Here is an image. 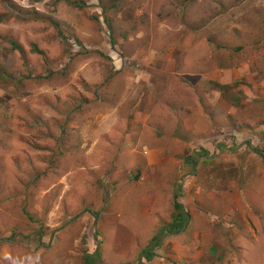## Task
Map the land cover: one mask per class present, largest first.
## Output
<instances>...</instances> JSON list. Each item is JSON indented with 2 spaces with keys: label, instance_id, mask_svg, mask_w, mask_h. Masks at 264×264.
Wrapping results in <instances>:
<instances>
[{
  "label": "rangeland",
  "instance_id": "rangeland-1",
  "mask_svg": "<svg viewBox=\"0 0 264 264\" xmlns=\"http://www.w3.org/2000/svg\"><path fill=\"white\" fill-rule=\"evenodd\" d=\"M239 4L246 7L238 9ZM211 43L223 48L220 56L211 51L201 54ZM162 44L179 50L178 65L190 69L191 74L186 76L190 81L198 70H215L216 65L226 71L238 67L241 72L237 81L220 88L224 107L215 112V106L204 105L212 111L208 113L212 123H219V115H226L229 120V127L218 134V140L223 143L216 144L214 137L203 139L197 131L189 138L177 136L175 140L181 120H176L175 128L172 124L171 129H164L167 137H158L173 161L193 163L191 183L194 184L190 190L194 194L193 211L205 210L201 207L203 198L207 203L211 196L214 200L224 196L222 213L211 209L208 212L212 215L206 216L215 232L198 234L195 238L199 245L211 249L213 260L198 255L187 263L233 264L230 260L233 255L244 254L247 264H264V237L256 249L245 248L241 252L229 249L227 253L223 248L218 247V253L215 249L217 237H230L232 230L245 231L246 226L247 232L256 235L264 232V0H0V204H6L9 211L18 214L16 218L0 216V264H177L178 259H171L159 250L163 248L165 235H169L163 230L175 221L174 212L178 211L173 209L176 201L173 194L182 185L174 179L163 189L162 202L158 204L162 212L157 221L158 225L161 222L159 229L143 225L134 238L123 242L122 247L127 246L124 257L117 253L112 228L104 221L99 230L95 227L97 232L82 231L76 248H56L51 243L43 246L39 241L37 247L29 246L27 236L33 233L39 240L46 219L45 215L37 217L32 212L31 205L40 203L41 199L34 198L35 190L37 195V190L47 185H42L38 176H32L31 168V174L27 175L26 159L21 155L32 148L33 157L42 154L44 171L51 167L55 173L72 163L83 165L79 148H86L89 142L78 136L73 121L81 118L82 124L86 120L85 115L75 113L81 106L88 114L95 106L87 105L86 94L91 92L92 98H99L105 94L104 82H110L107 76L116 73L114 66L122 65L121 71L132 68L135 72L139 69L135 62L142 58L136 57L137 52L150 45L161 49ZM208 82L211 86L213 80ZM118 94L116 89L112 96ZM212 96L210 100L215 102V95ZM64 97L70 98L68 104L62 101ZM54 105L57 106L51 109ZM117 120L122 121L118 126H127V117L117 116ZM159 121L163 125L168 120ZM42 135L53 141V152L44 145ZM116 141L120 150L123 136ZM29 158L28 163H32L33 158ZM115 183L108 184L115 191L113 196H124V189L130 185L116 188ZM96 184V180L88 182L93 206L101 197L111 198L110 191ZM26 187L29 204L24 203L25 198L20 199L21 193L15 192H24ZM136 193L133 188L127 203L135 200ZM56 201L52 193L44 195L45 213ZM90 203L87 201L79 213L88 211L86 207ZM108 204L109 201L103 203ZM225 207L229 210L225 211ZM243 209L247 215L240 216ZM57 212L61 213V221L64 220L59 224H64L66 231L75 229L76 226L65 224L72 218L63 214L62 207ZM136 213L135 205L130 207L129 215ZM59 224L54 221L51 226ZM221 227L224 228L217 232ZM85 228L90 229L89 224L83 225L82 229ZM55 229H49L51 239ZM16 231L21 238H17ZM153 236L160 238L153 259L139 260V253L153 243ZM14 240H19L20 245L13 247ZM171 247L168 244L165 253ZM66 257L70 259L68 262Z\"/></svg>",
  "mask_w": 264,
  "mask_h": 264
},
{
  "label": "crops",
  "instance_id": "crops-1",
  "mask_svg": "<svg viewBox=\"0 0 264 264\" xmlns=\"http://www.w3.org/2000/svg\"><path fill=\"white\" fill-rule=\"evenodd\" d=\"M245 7L246 4L238 5V9ZM237 12L239 13L240 11ZM150 46V48L148 46L146 49L137 52L136 57H142L139 62H135L139 68L138 70L133 72L132 68H126L121 71L122 65L114 66L113 69L116 73L107 76L110 77V82L106 81L102 85L104 86L102 88L105 90V94L100 92L101 96L97 99L92 98L91 92L86 94L88 97L87 105L92 106L95 104L89 114L83 106H81V110L75 112L79 113L81 117L85 115L86 118L82 124L81 118L78 121L75 119L73 121V127H76L79 131L78 136L85 137L88 140L84 142H89L86 148H79L82 153L83 165H73L72 163L56 173L51 167L44 171L42 154L33 157L32 152L34 151L32 148L26 153H21V155L24 154L23 156H25L24 160L26 159L27 175L31 174L29 171L31 168L32 176H35V178L38 176L40 183L47 185L46 188L38 189L37 195L35 190L34 198L41 197V199L40 203L31 205L32 212L37 217L45 215L46 219L41 225L39 240L36 239L33 233L30 237L27 236L30 238L28 241L29 246L35 248L38 246L37 242L39 241L43 246L51 243L56 248H76L80 243V233L82 231L97 232L95 227L98 229L102 221H104L108 222V227L112 228L114 233L113 245L117 253L120 257L122 253L124 257V249L127 246L123 245L122 247L123 242L125 240L129 242V239L134 238V234L140 231L143 225L150 227V229L153 227H157V230L159 229L161 222L158 225L157 221L162 212L158 209V204L162 202L163 189L168 184H172L174 179L175 181L179 180L182 189H178L179 191L174 193L173 196H176V201L179 200L178 202L182 205L183 211L188 212V214L183 227L184 231L181 230L178 235L166 233L169 235H165L163 248L159 249L160 253L170 256L171 259H178L180 262L176 261L177 264L182 263L181 261L187 263V260L191 263L198 255L200 258L213 260L211 249L207 245H199V240L195 238L198 237V234L205 236L215 232L212 223L207 218L212 215L208 210L212 209L222 213L224 210L223 204L225 203L224 196L216 200L211 196L207 203H205L203 198L201 207L205 210L193 211L194 194L192 195L190 192L194 184L191 183L194 180L193 163L189 161H173L169 155H166L167 148L163 146L158 137H167L164 129H171L173 126L175 128L176 120H181L180 128L175 133V140L177 136L189 138L192 134H196L195 132L197 131V134H201L203 139L209 136L215 138L216 144L222 142L218 140V134L223 132L224 127L230 125L229 120L226 115L225 117L224 115H219L217 116L220 119L219 121L217 118L219 123H212L208 118L212 111L205 106L210 103L213 107H216L215 112L219 111V107H224L225 98L220 88L226 84L231 85L232 81H237L241 72L238 67L226 71L223 67L216 65L215 70L195 71L197 73L190 81L186 77L191 74L190 69L182 68L180 67L181 65H178L176 58L180 55L178 49L173 45L165 47L162 44L161 49H157L153 45ZM222 49L220 44L211 43L210 47L205 48L204 53L201 54L211 51L220 56L223 53ZM196 78L199 79V82L194 81ZM205 78L207 81L210 80L212 82L211 86L209 85L210 82L207 83V81L203 80ZM94 85L96 86L97 84L94 83ZM90 87L93 88L92 84ZM116 89L119 90V94L114 97L112 94ZM191 89L195 90V92L191 93ZM212 95H215V102L210 100L214 98ZM62 99L65 104L70 101V98L64 97ZM117 116L127 117V126H118V122L122 121L117 120ZM160 119H167L168 121L160 125ZM101 123L103 124L101 125ZM207 123L210 126L204 128V124ZM172 124L174 125L172 126ZM215 127H217V130L214 129ZM122 136L123 146L120 150H117L119 146L116 138H121ZM42 137L44 145L48 146L50 148L48 150L53 152V141L45 138V135H42ZM171 152H174L173 147H171ZM37 153L35 152V154ZM116 153H118V156L115 157L114 154ZM29 157L33 158L32 163H28ZM13 168L20 167L14 166ZM184 170H186L185 173L183 172ZM92 180H96V186L102 184L107 191H110L111 198L101 197L93 206V197L89 195L88 185V182ZM113 181L116 182V188L130 185L124 189V196H113L115 191L108 185L111 182L113 183ZM25 185H27L26 181ZM107 185L112 190L108 189ZM133 188L137 190L135 200L127 203L128 195ZM26 190L27 187L24 192H18L17 190L15 192L16 194L21 193L20 199L23 200L25 198L24 203L27 202L29 204ZM180 191H183V195ZM51 193L53 197L56 196L57 201L55 205L48 209V213H45L43 206L44 195L49 196ZM87 201L91 202L86 207L88 211L79 213L80 208ZM105 201H109V204L103 205ZM214 202L216 206L213 207ZM134 205L137 213L129 215L130 207ZM54 206L56 207L53 208ZM60 207H62L63 214L67 218H72L70 223L65 224L76 226L75 229L66 231L64 224H59L64 223V220L61 221V213L57 212ZM16 210H19L18 207H16ZM228 210L225 207V211ZM239 213L240 216L247 215L245 209L241 210V212L239 211ZM2 215L11 218L18 216V214L9 211L6 204H0V216ZM27 215L32 216L30 213ZM110 215L112 220H108ZM124 217L127 218L124 219ZM142 218L145 221H141ZM237 218L240 220L238 216ZM54 221L59 226L52 227L51 225ZM170 221H172V218ZM85 224H89L90 229L86 230L85 228L83 230L82 227ZM224 227L217 228V232H221ZM52 228L56 229L51 239L49 229ZM244 228L245 231L232 230L230 237H217L215 242L218 245L215 247L216 253H218V247L219 250H222V248L224 251L226 250V253L229 249L237 250L238 252L245 248L256 249L257 244H261L264 232L256 235L253 231L247 232L246 226ZM16 230L20 229L17 227ZM28 230L30 232V229ZM163 231L165 232V229ZM68 232L70 236L67 235ZM71 232L74 234L71 235ZM16 236L17 238L22 237L18 232ZM180 241L184 242L179 244ZM66 242H68L67 245ZM20 243L19 240L12 241L13 247L20 245ZM170 243L172 246L171 251L165 253L164 249ZM231 253L233 254V251ZM142 254L144 253H139V257ZM219 257L221 256H217V258ZM64 259L67 262L70 260L67 257ZM247 259L244 254L233 255L230 258L233 264H247Z\"/></svg>",
  "mask_w": 264,
  "mask_h": 264
},
{
  "label": "trees",
  "instance_id": "trees-1",
  "mask_svg": "<svg viewBox=\"0 0 264 264\" xmlns=\"http://www.w3.org/2000/svg\"><path fill=\"white\" fill-rule=\"evenodd\" d=\"M218 25H220V22L216 23V26H214V27H218ZM56 106L57 105L51 106V109H54ZM262 155L264 157V153H262ZM181 207H182V205L178 201H175L174 208L180 209ZM186 216H187V214H184V217H186ZM184 217L181 213H178L177 217L175 218V221L169 226V228L167 230L165 229V232H167V233L169 232L172 234H178L183 229V226L186 223V221L184 220ZM159 241H160V238L158 236H154L152 238L153 243L148 245L145 248V250H143L144 254H142L141 257H145L147 260H151L152 257L154 256L153 249L155 247L159 246Z\"/></svg>",
  "mask_w": 264,
  "mask_h": 264
},
{
  "label": "clouds",
  "instance_id": "clouds-1",
  "mask_svg": "<svg viewBox=\"0 0 264 264\" xmlns=\"http://www.w3.org/2000/svg\"><path fill=\"white\" fill-rule=\"evenodd\" d=\"M98 83H99L98 81L95 82V84H98ZM94 87H95V85H94ZM174 197H175V196H174ZM173 208H174V206H173ZM174 209H177V208H174ZM177 210H178V211L176 212L175 218L177 217V214H178V213H181V214L183 215V217H184V214H188V212H184V211H183L182 207H181L180 209H177ZM183 212H184V214H183ZM186 218H187V216L184 217V220H185V221H186ZM184 225H185V224H184ZM183 227H184V226H183ZM182 230H183V229H182ZM166 233H167V232H166ZM179 233H180V232H179ZM179 233H178V234H179ZM153 237H154V236H153ZM157 247H158V246H157ZM157 247H155V248H157ZM144 250H145V249H144ZM153 250H154V249H153ZM153 253H154V252H153ZM153 257H154V256H153ZM153 257H152V259H153ZM143 258H144L145 260H147L145 257H141V256L139 257V260H141V259H143ZM152 259H151V260H152ZM151 260H147V261H151Z\"/></svg>",
  "mask_w": 264,
  "mask_h": 264
}]
</instances>
